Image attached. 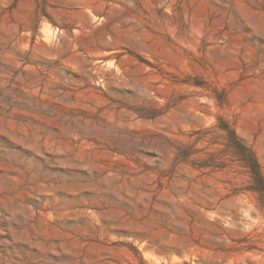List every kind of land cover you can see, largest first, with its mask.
Listing matches in <instances>:
<instances>
[{"label":"rangeland","instance_id":"1","mask_svg":"<svg viewBox=\"0 0 264 264\" xmlns=\"http://www.w3.org/2000/svg\"><path fill=\"white\" fill-rule=\"evenodd\" d=\"M264 0H0V264H264Z\"/></svg>","mask_w":264,"mask_h":264},{"label":"trees","instance_id":"2","mask_svg":"<svg viewBox=\"0 0 264 264\" xmlns=\"http://www.w3.org/2000/svg\"><path fill=\"white\" fill-rule=\"evenodd\" d=\"M227 130L229 133L230 147L235 151V154L243 162L251 175L252 185L250 190L260 195L264 206V176L258 158L249 147L242 143L234 130H230L229 128Z\"/></svg>","mask_w":264,"mask_h":264}]
</instances>
